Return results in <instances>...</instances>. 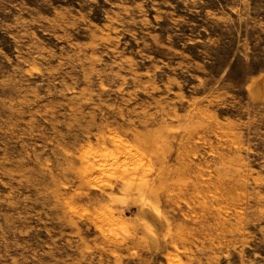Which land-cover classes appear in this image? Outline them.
<instances>
[{
  "label": "rangeland",
  "instance_id": "obj_1",
  "mask_svg": "<svg viewBox=\"0 0 264 264\" xmlns=\"http://www.w3.org/2000/svg\"><path fill=\"white\" fill-rule=\"evenodd\" d=\"M0 264H264V0H0Z\"/></svg>",
  "mask_w": 264,
  "mask_h": 264
}]
</instances>
